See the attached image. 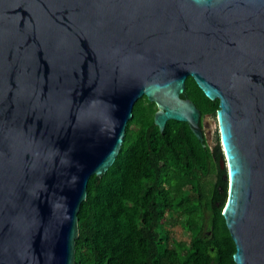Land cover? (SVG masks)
<instances>
[{"label": "water", "instance_id": "95a60500", "mask_svg": "<svg viewBox=\"0 0 264 264\" xmlns=\"http://www.w3.org/2000/svg\"><path fill=\"white\" fill-rule=\"evenodd\" d=\"M188 76L219 99L204 127ZM144 95L161 131L218 125L233 258L264 264V0H0V264H75Z\"/></svg>", "mask_w": 264, "mask_h": 264}, {"label": "trees", "instance_id": "16d2710c", "mask_svg": "<svg viewBox=\"0 0 264 264\" xmlns=\"http://www.w3.org/2000/svg\"><path fill=\"white\" fill-rule=\"evenodd\" d=\"M184 95L202 117L216 116L219 99L192 76ZM156 110L147 96L137 100L115 162L89 179L75 264H236L223 215L229 177L219 133L212 152L187 122L171 119L161 131Z\"/></svg>", "mask_w": 264, "mask_h": 264}, {"label": "flooded vegetation", "instance_id": "af4514ba", "mask_svg": "<svg viewBox=\"0 0 264 264\" xmlns=\"http://www.w3.org/2000/svg\"><path fill=\"white\" fill-rule=\"evenodd\" d=\"M186 82H187V80H186ZM186 90V89H185ZM184 93H185V91L183 92V94H182V97L183 98H189V97H187L186 95H184ZM190 99V98H189ZM205 117H206V115L204 116V117H202V113H201V121H200V124H201V126H205V124H204V122H205ZM210 117H212V118H214L215 119V117L214 116H212V115H210ZM210 128H211V125H210ZM212 129V128H211ZM217 133H219V128H218V125L215 123V130H212V134L210 135V140H209V138H208V133L207 132H204V140H203V142L204 141H206V143L208 144V145H210V147L212 148L211 150H212V152H214L215 150H216V146L218 145V142H217ZM215 157V156H214Z\"/></svg>", "mask_w": 264, "mask_h": 264}, {"label": "rangeland", "instance_id": "374dc122", "mask_svg": "<svg viewBox=\"0 0 264 264\" xmlns=\"http://www.w3.org/2000/svg\"><path fill=\"white\" fill-rule=\"evenodd\" d=\"M212 130H215V125L214 126H212ZM210 135L212 134V131L209 133Z\"/></svg>", "mask_w": 264, "mask_h": 264}]
</instances>
